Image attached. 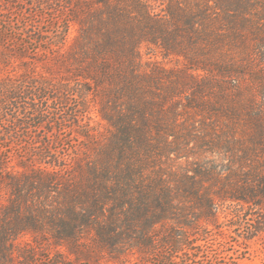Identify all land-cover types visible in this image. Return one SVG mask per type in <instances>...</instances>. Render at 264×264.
Wrapping results in <instances>:
<instances>
[{"label": "trees", "instance_id": "trees-1", "mask_svg": "<svg viewBox=\"0 0 264 264\" xmlns=\"http://www.w3.org/2000/svg\"><path fill=\"white\" fill-rule=\"evenodd\" d=\"M174 1L154 12L147 0H10L16 19L0 9L2 261L13 239L43 232L74 262L238 264L264 234V95L252 86L244 97L230 69L215 79L236 124L217 135L215 159L177 175L161 157L176 139L178 118L165 124L178 95L138 53L142 42L168 46L204 71L210 45L221 51L248 18L264 20V0ZM15 57L23 71L2 74ZM12 142L18 171L3 154Z\"/></svg>", "mask_w": 264, "mask_h": 264}, {"label": "rangeland", "instance_id": "rangeland-1", "mask_svg": "<svg viewBox=\"0 0 264 264\" xmlns=\"http://www.w3.org/2000/svg\"><path fill=\"white\" fill-rule=\"evenodd\" d=\"M9 1L1 0L0 9L4 7L10 10L9 13H12L13 17H15L14 19H16L19 6L14 3L11 4ZM147 1L154 12L164 9L167 4L176 5L174 0L169 3L167 2L170 0ZM188 1L191 6V0ZM26 12L30 14L31 18H34L32 17L33 9H27ZM188 13L191 12L184 10L183 14ZM231 19L229 17L225 19V16H223L218 22L226 26L228 23L233 22ZM248 19V30L245 31L242 37L234 38L231 46L222 45L221 51L219 49L214 51L212 45L207 48L206 52H208L207 57L209 60L203 64L204 71L194 70L192 65L197 64L181 56L178 53L179 50H173L166 46L169 49V53H171L169 55L161 46L153 43L142 42L138 47L139 58L143 67L148 70L158 69L159 71H164L165 75H163V79L167 78L166 82L172 89H175L172 95H178L175 102V112L167 111L168 121L165 124V127H168L169 123L178 118V122L175 125L176 139H169L173 142L164 148L166 153H168V157H161L163 159L162 162L165 163L164 165L176 170L177 175L185 172L187 169H191L189 168L191 165L188 164L190 162L202 159H215V153L210 151H214L215 149L214 143L217 140V135L221 133L222 135H226L230 131V128L236 124L228 118L230 116L227 108L229 100L221 98L219 95L220 84L218 85L215 79H218L222 73L230 69L232 75L240 73V75L234 77L239 78L238 81L242 88L241 93L244 97L249 96V92H251L250 87L252 86L256 87L257 92H259L258 99L264 95V20H261L259 17ZM72 34L73 30H71L70 37ZM5 47L8 50L2 51L3 55L11 57L14 53L10 51L12 45L7 44ZM200 56L204 57L196 53V57ZM225 59L227 60L226 65L223 63ZM13 60V65L8 64L4 69L2 68V74L9 73L12 70L14 72L23 71L19 69L18 65L21 64V60L16 57ZM217 62L223 68H219ZM14 72L12 71V73ZM195 85L201 88L200 92L196 89H186ZM230 102L239 105L241 99L236 97L234 100H230ZM189 105H192L195 109L189 108ZM169 108L173 109V105ZM90 116L96 119L99 118L95 117L96 113L94 111L90 112ZM242 119L244 122L241 125H247L246 120ZM236 122H239V120ZM98 126L100 131L104 130L102 125ZM9 146L11 148L6 147L9 153L4 152L3 154L9 155V165L13 169H17L16 171L21 170L18 164V156L20 154H16L17 150L13 142ZM163 155H165L164 150ZM224 162L227 163L228 161L225 159ZM7 200L8 189L5 183L0 182V204H5ZM220 220H222V217H220ZM230 240L232 241V239ZM241 249L243 252L238 259V264H264V234L247 242L244 248ZM58 254L64 256V259H62L64 260V264H90L92 262V259L88 261L84 256H80V259L74 262L66 250L53 245V241L49 235L37 232L24 233L13 239L9 244V251L4 261L0 259V264H52Z\"/></svg>", "mask_w": 264, "mask_h": 264}]
</instances>
